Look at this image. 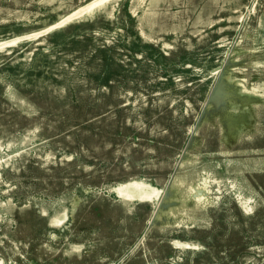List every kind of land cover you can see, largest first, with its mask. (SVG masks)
<instances>
[{"label":"rangeland","instance_id":"1","mask_svg":"<svg viewBox=\"0 0 264 264\" xmlns=\"http://www.w3.org/2000/svg\"><path fill=\"white\" fill-rule=\"evenodd\" d=\"M90 1L0 0V264H264V0Z\"/></svg>","mask_w":264,"mask_h":264},{"label":"bare ground","instance_id":"2","mask_svg":"<svg viewBox=\"0 0 264 264\" xmlns=\"http://www.w3.org/2000/svg\"><path fill=\"white\" fill-rule=\"evenodd\" d=\"M106 1H109V0H92V1H90L88 3H86L85 5L81 6L77 10H75L72 14L68 15L67 18H63V20L52 24L51 26H49L45 30L48 31L49 29H52L55 26L65 22V21H68L74 15L81 14V13H84V12H89L90 10H92L95 7L103 4ZM25 36H26V34H25ZM14 39L16 40V38H14ZM14 39H11V40L15 41ZM5 43L4 42H0V48ZM246 101L247 100L243 101V105H246ZM115 190H116L117 194L119 195V197L122 198L126 202H130L133 199H137L139 201H149V199L151 198L152 194L156 193V191H157L155 188H153L152 186H150L149 184H147L145 182H136V181H129V182L120 183L115 188ZM61 213L64 214V217L67 216V212L66 211H63ZM57 221H58V216L51 215V217L49 219V224L51 226H55L58 223ZM176 244H178V243H176ZM178 245L182 246V245H186V244L183 243V244H178Z\"/></svg>","mask_w":264,"mask_h":264}]
</instances>
